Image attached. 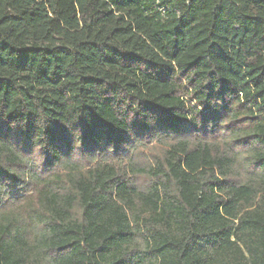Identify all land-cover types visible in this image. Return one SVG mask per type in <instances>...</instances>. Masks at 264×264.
<instances>
[{
	"label": "trees",
	"instance_id": "trees-1",
	"mask_svg": "<svg viewBox=\"0 0 264 264\" xmlns=\"http://www.w3.org/2000/svg\"><path fill=\"white\" fill-rule=\"evenodd\" d=\"M0 264H264V0H0Z\"/></svg>",
	"mask_w": 264,
	"mask_h": 264
}]
</instances>
